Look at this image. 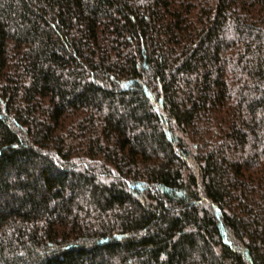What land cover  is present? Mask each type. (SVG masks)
Here are the masks:
<instances>
[{"label": "trees", "instance_id": "trees-1", "mask_svg": "<svg viewBox=\"0 0 264 264\" xmlns=\"http://www.w3.org/2000/svg\"><path fill=\"white\" fill-rule=\"evenodd\" d=\"M0 264H264V0H0Z\"/></svg>", "mask_w": 264, "mask_h": 264}]
</instances>
